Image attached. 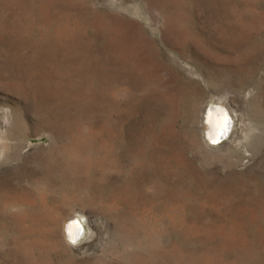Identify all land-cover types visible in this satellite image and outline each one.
<instances>
[{
	"label": "rangeland",
	"instance_id": "374dc122",
	"mask_svg": "<svg viewBox=\"0 0 264 264\" xmlns=\"http://www.w3.org/2000/svg\"><path fill=\"white\" fill-rule=\"evenodd\" d=\"M263 111L264 0H0V264H264Z\"/></svg>",
	"mask_w": 264,
	"mask_h": 264
},
{
	"label": "bare ground",
	"instance_id": "6f19581e",
	"mask_svg": "<svg viewBox=\"0 0 264 264\" xmlns=\"http://www.w3.org/2000/svg\"><path fill=\"white\" fill-rule=\"evenodd\" d=\"M134 29L133 26H129L128 27V33H131L132 30ZM136 32V31H135ZM133 33V32H132ZM131 35L132 38H134L133 40H135V42L137 41L136 36L134 33ZM144 60L146 62H149L152 64V59L150 56L148 55H145L144 56ZM202 111H203V116L200 118V122L202 123V125L204 126V129H205V134L207 135V138H209L210 140H213V139H216L217 136L222 132L223 130V127H224V117L225 115H227L229 118H230V127L226 133V135H221L220 138H219V141H221L222 139H225L227 138V136L230 135L231 131H232V128H233V119L231 117V114L230 112L228 111V109L222 105V104H219L217 102H209L207 103L206 105H204L202 107ZM201 112V111H200ZM211 112L212 115L211 117L209 118V115L208 113ZM264 112V111H263ZM201 114V113H200ZM260 114V113H259ZM190 116V115H189ZM201 116V115H200ZM259 116V115H258ZM211 119V123H208L207 121ZM261 119V118H260ZM258 120V119H257ZM255 140V139H254ZM258 144V143H257ZM256 148V147H255ZM149 162V161H148ZM160 178V177H159ZM74 220H78L80 222V227L83 229V224L81 222V220L75 216V215H70L67 217L66 219V223L64 221V230H65V233H66V236L69 238V235H68V231H67V228H68V225L70 223H72ZM66 224V225H65Z\"/></svg>",
	"mask_w": 264,
	"mask_h": 264
},
{
	"label": "snow or ice",
	"instance_id": "6c2138e0",
	"mask_svg": "<svg viewBox=\"0 0 264 264\" xmlns=\"http://www.w3.org/2000/svg\"><path fill=\"white\" fill-rule=\"evenodd\" d=\"M208 115H209V118H210L211 115H212V113L209 112ZM207 122H208V123H211V119H209ZM230 123H231L230 118H229L227 115H225V117H224V127H223V130H222V132L217 136L216 139H213V140L211 141L213 144H216V143L219 142V138H220L221 135H226V133H227L229 127H230ZM73 222H74V223L77 225V227L79 228V231L76 233L75 237H73V230H72L71 228H67V231H68L69 239L71 240V242H72L73 244H76V243H77V240L80 238V236H81L82 233H83V229L80 227V222H79L78 220H74Z\"/></svg>",
	"mask_w": 264,
	"mask_h": 264
},
{
	"label": "clouds",
	"instance_id": "9594fccd",
	"mask_svg": "<svg viewBox=\"0 0 264 264\" xmlns=\"http://www.w3.org/2000/svg\"><path fill=\"white\" fill-rule=\"evenodd\" d=\"M68 228H71L73 230V237H75L76 233L79 231L77 225L74 222H72L68 225Z\"/></svg>",
	"mask_w": 264,
	"mask_h": 264
}]
</instances>
